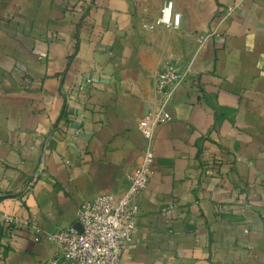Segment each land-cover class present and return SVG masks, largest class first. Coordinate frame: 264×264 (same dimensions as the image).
Instances as JSON below:
<instances>
[{"label": "crops", "instance_id": "crops-1", "mask_svg": "<svg viewBox=\"0 0 264 264\" xmlns=\"http://www.w3.org/2000/svg\"><path fill=\"white\" fill-rule=\"evenodd\" d=\"M167 1L180 27L145 29ZM170 63L186 77L119 264H264V0H0V264H66L32 227L127 190Z\"/></svg>", "mask_w": 264, "mask_h": 264}, {"label": "built area", "instance_id": "built-area-1", "mask_svg": "<svg viewBox=\"0 0 264 264\" xmlns=\"http://www.w3.org/2000/svg\"><path fill=\"white\" fill-rule=\"evenodd\" d=\"M181 20L182 15L175 10L174 2L167 1L154 20L143 21V27L179 28ZM185 77L186 71L172 63L157 73L155 80L161 106L142 116L138 122V130L145 140L144 156L141 166L130 175L127 190L120 194H99L84 201L77 211L81 231L74 225L60 227L43 238L32 227L35 241L54 244L66 264H119L137 230L140 214L138 197L148 188L153 174L155 132L161 124L172 120L169 103ZM92 81L88 78L86 83ZM79 133L77 130L76 135Z\"/></svg>", "mask_w": 264, "mask_h": 264}, {"label": "water", "instance_id": "water-1", "mask_svg": "<svg viewBox=\"0 0 264 264\" xmlns=\"http://www.w3.org/2000/svg\"><path fill=\"white\" fill-rule=\"evenodd\" d=\"M76 228H77L79 231H81V226H80L79 223L76 225Z\"/></svg>", "mask_w": 264, "mask_h": 264}]
</instances>
